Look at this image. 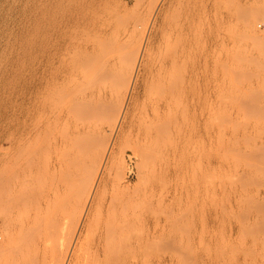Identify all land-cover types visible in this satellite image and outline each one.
<instances>
[{"label": "bare ground", "instance_id": "6f19581e", "mask_svg": "<svg viewBox=\"0 0 264 264\" xmlns=\"http://www.w3.org/2000/svg\"><path fill=\"white\" fill-rule=\"evenodd\" d=\"M199 2L134 0L131 7L141 8L134 23L125 13V0H53L52 8L42 7L37 51L28 52L30 45L25 51L22 89L11 90L7 122L0 127V142L8 145L10 154L2 168L6 174L0 169V205L11 211L21 200L38 202V178L74 186L75 201L78 205L82 199V204L74 240L60 251L59 264H78L80 248L87 243L99 249L95 253L102 263L98 256L96 262L125 264L120 249L126 243L135 194L120 175L121 165L131 162H125L122 145L130 148L129 158L142 170H166L182 154L187 138L201 139L203 117L210 121L207 135L213 137L220 39L211 33L212 24H206V32L200 26L206 16L203 8H208ZM176 6L182 9L178 14L183 29H177L182 36L175 32L179 36L167 43V18L170 10L177 13ZM252 25L245 31L255 37ZM113 174L119 204L102 222L107 177ZM19 185L28 186L26 193L30 189L21 200L14 198ZM33 220L26 223L29 233Z\"/></svg>", "mask_w": 264, "mask_h": 264}, {"label": "rangeland", "instance_id": "374dc122", "mask_svg": "<svg viewBox=\"0 0 264 264\" xmlns=\"http://www.w3.org/2000/svg\"><path fill=\"white\" fill-rule=\"evenodd\" d=\"M133 1L125 0L129 7ZM205 1L199 2L208 8H203L206 16L202 15L200 26L205 30L212 24L215 29L211 33L220 39L213 137H208L210 121L203 117L201 139L187 138L177 160L178 167H174L176 161L166 170L145 168L148 171L141 166L139 169L135 165H139L138 161L128 156L130 148L122 145L125 162H131L126 163L124 171L121 165L120 175L123 173L121 178L124 175L130 193L135 194L128 209L126 243L120 249L125 264H264V41H260L261 37L264 39V30L257 29L258 23L264 22V0ZM55 3L53 0H0L2 129L7 122L11 95L22 89L20 80L28 52L37 51L42 7L52 8ZM129 7L125 13L133 17V23L135 18L139 22L141 8ZM176 7L177 13L170 10L168 14L165 38L169 42L164 40L167 43L179 36L177 29L183 25L182 11H179L182 9ZM127 14V20L131 19ZM135 14L140 15L137 18ZM204 19L210 20L207 23ZM248 23L253 24L254 36L259 40L245 31ZM0 146L2 170L6 169L10 154L3 140ZM107 178L102 222L112 216L119 204V188L113 187L117 176ZM26 186H18L15 199L21 200L30 192L29 189L26 193ZM87 186L83 192H87ZM21 187L23 190L19 191ZM34 190L40 197L36 203L21 200L11 211L0 205V264H59L60 251L66 250L74 240L73 227L82 204V199L78 205L75 201L74 186L64 187L50 178L46 181L38 178ZM41 191H45L43 196ZM29 218H34L31 233L26 229ZM80 249V254L83 252L78 264L102 263L95 253L99 250L96 246L87 243ZM97 256L101 263L96 262Z\"/></svg>", "mask_w": 264, "mask_h": 264}, {"label": "built area", "instance_id": "2783aa9c", "mask_svg": "<svg viewBox=\"0 0 264 264\" xmlns=\"http://www.w3.org/2000/svg\"><path fill=\"white\" fill-rule=\"evenodd\" d=\"M257 29H258V30H261V31L264 30V22H262V23H261V22L258 23V25H257Z\"/></svg>", "mask_w": 264, "mask_h": 264}]
</instances>
